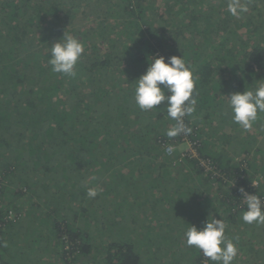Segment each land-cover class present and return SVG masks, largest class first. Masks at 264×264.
I'll use <instances>...</instances> for the list:
<instances>
[{
  "label": "trees",
  "instance_id": "obj_1",
  "mask_svg": "<svg viewBox=\"0 0 264 264\" xmlns=\"http://www.w3.org/2000/svg\"><path fill=\"white\" fill-rule=\"evenodd\" d=\"M227 2L0 0V264H213L184 238L208 217L232 264H264L239 191L264 201V113L244 131L224 97L264 81V0L240 19ZM64 32L84 45L75 78L48 64ZM154 54L192 68L190 135L135 103Z\"/></svg>",
  "mask_w": 264,
  "mask_h": 264
},
{
  "label": "clouds",
  "instance_id": "obj_2",
  "mask_svg": "<svg viewBox=\"0 0 264 264\" xmlns=\"http://www.w3.org/2000/svg\"><path fill=\"white\" fill-rule=\"evenodd\" d=\"M227 11L240 19L249 11L247 0H228ZM84 53L83 43L76 37L64 32L62 38L51 45L48 64L53 73L75 78L76 65ZM146 72L135 80L134 100L141 111L158 110L162 103L166 104L168 118L175 121L167 131L169 138L179 135H190L184 118L196 111L197 99L194 95L195 81L190 65L182 56L165 58L159 54L151 56ZM167 59V62H166ZM232 113V120L244 131L252 128L258 114L264 113V81L257 82L254 90L243 93H231L224 96ZM90 179L95 180L93 176ZM99 188H88L87 196L95 198ZM242 204L246 210L242 213V221L247 224H264V201L256 194H249L244 188L239 189ZM12 214L10 213L9 218ZM227 225L224 220L212 217L204 222L199 230L190 225L184 233L186 246L196 247L206 261L213 264H232L238 254L233 239L226 237ZM238 241V237L235 238ZM5 247L7 244L5 243Z\"/></svg>",
  "mask_w": 264,
  "mask_h": 264
},
{
  "label": "rangeland",
  "instance_id": "obj_3",
  "mask_svg": "<svg viewBox=\"0 0 264 264\" xmlns=\"http://www.w3.org/2000/svg\"><path fill=\"white\" fill-rule=\"evenodd\" d=\"M188 151H190V153H193V154L195 153L194 148H192V147H190Z\"/></svg>",
  "mask_w": 264,
  "mask_h": 264
}]
</instances>
